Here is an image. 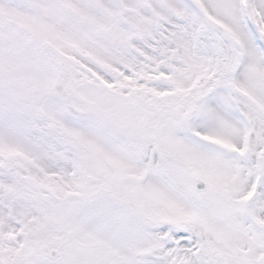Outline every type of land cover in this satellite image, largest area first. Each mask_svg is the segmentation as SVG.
Instances as JSON below:
<instances>
[{"label":"snow or ice","instance_id":"snow-or-ice-1","mask_svg":"<svg viewBox=\"0 0 264 264\" xmlns=\"http://www.w3.org/2000/svg\"><path fill=\"white\" fill-rule=\"evenodd\" d=\"M0 264H264V0H0Z\"/></svg>","mask_w":264,"mask_h":264}]
</instances>
